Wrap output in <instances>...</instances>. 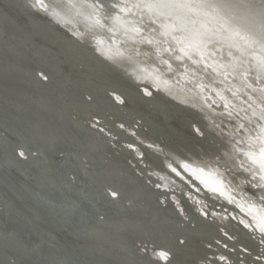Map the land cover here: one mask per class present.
<instances>
[{"label": "bare ground", "instance_id": "1", "mask_svg": "<svg viewBox=\"0 0 264 264\" xmlns=\"http://www.w3.org/2000/svg\"><path fill=\"white\" fill-rule=\"evenodd\" d=\"M31 3L0 0V264H132L104 234L139 264H194L205 253L236 264L245 247L259 254L264 85L240 54L264 48L261 21L244 18L260 0H46L55 14ZM41 72L49 83L35 80ZM244 83L248 106L227 95ZM205 87L208 108L200 103ZM86 93L106 106L100 116L80 103ZM135 120L138 132L128 125ZM127 139L141 146L133 145L134 161ZM182 164L190 175L177 172ZM166 190L181 199L178 222ZM111 191L118 195L106 198ZM215 202L241 215L211 220L222 211ZM87 215L105 222L92 226ZM181 238L188 246H178ZM141 240L147 255L137 252ZM160 248L171 249L161 262Z\"/></svg>", "mask_w": 264, "mask_h": 264}, {"label": "snow or ice", "instance_id": "2", "mask_svg": "<svg viewBox=\"0 0 264 264\" xmlns=\"http://www.w3.org/2000/svg\"><path fill=\"white\" fill-rule=\"evenodd\" d=\"M15 7H17V9H19L21 6L20 5H14ZM31 8L33 9H37L39 8L41 11L47 13L51 10V12L53 14L56 13L55 9H50L49 5L45 3V0H32L31 3ZM244 18L250 22H257L258 20L261 21V30L264 31V0H260L259 3V7H250L247 9H244ZM97 24H99V21H96ZM71 36V40L74 43H80L81 41V36H77L74 34H69ZM148 43H151V41H148ZM95 51H98L95 49ZM37 79L41 82V83H49L51 81V75L49 73L46 72H41L37 74ZM80 103L83 105H88V106H92L95 105L98 109L97 112L92 113L90 115L92 116H100L102 114V112L104 111V108L106 107L105 105H103L97 98L96 95L92 94V93H86L84 96L81 97L80 99ZM264 115V114H262ZM92 127L93 128H97L98 125L97 123L93 120L91 121ZM121 128L124 127L123 124L120 125ZM101 132L104 131L103 128L99 129ZM27 153L29 156L35 155L34 152H32L31 150L26 149ZM19 155L21 157H23L25 155V151H21L19 153ZM262 155H264V153H262ZM252 161L257 163V161L255 160V158H252ZM185 168L187 167L186 165L184 166ZM260 168L264 169V162L260 163ZM76 181V177L72 176L68 178V182L70 184H74ZM118 195V193H116L115 191H111L105 194V197L108 198L110 197H116ZM204 216H208L210 215L209 212H205L203 213ZM96 220L100 223H104L105 222V216L104 215H97ZM240 223L242 224L243 221H240ZM250 225H245L244 227L247 228ZM227 238H231V233L230 232H226L225 233ZM261 241L264 242V236L261 237ZM217 243H219V241H216ZM177 244L179 247L183 248L188 246L189 244V238H181L178 239ZM192 246L193 248H196V243L195 241H192ZM210 247V246H209ZM225 247H227V245H225ZM244 251H247V256H243L240 255V253H237V261L236 264H262V261H264V248L260 249V253L253 255L251 253V251H249L246 247L243 249ZM137 252L141 255H147L148 253V246L147 244L141 240L140 244L137 245ZM161 256H163L165 259L168 258V255L166 252H161L160 253ZM214 256V254H213ZM248 257H251V260H248ZM220 260H224L225 257L221 256L219 258ZM9 264H25V262H21L18 261L17 259H10ZM51 264V262H50ZM58 264H62V262H58ZM132 264H138V262L136 260H133ZM194 264H218V261L215 259H211L209 260L207 253H205V255L200 258L198 261L194 262Z\"/></svg>", "mask_w": 264, "mask_h": 264}, {"label": "water", "instance_id": "3", "mask_svg": "<svg viewBox=\"0 0 264 264\" xmlns=\"http://www.w3.org/2000/svg\"><path fill=\"white\" fill-rule=\"evenodd\" d=\"M32 1V0H31ZM46 1V0H45ZM38 10H39V12L41 11L39 8H37ZM41 12H43V11H41ZM99 13V11L98 10H96L95 11V13L94 14H98ZM90 19L92 20V21H94V22H96V19H95V16L93 15V14H91L90 15ZM225 21H227V20H225ZM238 30H240V31H243L242 29H240L239 27H238ZM114 38H116V39H119L117 36H115V35H111V36H109V42H110V44L112 45V46H114V44H115V41L113 40ZM252 39H253V37H251ZM166 46L167 45H164L163 47H162V49L164 50V51H166V50H168L167 48H166ZM168 47V46H167ZM264 47V46H263ZM244 56H247L248 58H250L251 59V61H253L254 62V66H253V68L255 69V71H252V72H249L250 73V75H253V76H255V77H257L258 79H259V81L260 82H262L263 83V85H264V82H263V80H264V73H263V71H264V48L262 49L260 46H259V48H258V53L257 54H255V53H253L252 51L251 52H249V53H242V54H240V57H242V58H244ZM261 60V61H260ZM262 60H263V62H262ZM229 73H230V71H229ZM35 80L37 81L38 79H37V76L35 77ZM245 85V83L243 84V86ZM248 85V84H247ZM221 87H223V86H221ZM241 91V90H240ZM153 92V91H152ZM141 94V96H145V94L143 93L142 94V92L140 93ZM227 95H228V97L229 98H231V99H236L237 100V102H238V104H241L242 106L243 105H245V106H248L247 105V103L248 102H250V99H252V97L251 96H249V95H246L245 93H243V92H240L239 94H237L236 92L235 93H233V91H231V90H227ZM255 95H258V93H255ZM118 97H121V96H118ZM204 99H205V95H203V97H201V101H200V103L201 104H203V106L204 107H206V108H208V105H207V102H205L204 101ZM261 99H260V103H261ZM114 106H116L117 105V103H116V101H114V99L112 98L111 99V101H110ZM240 106V105H239ZM250 106V105H249ZM212 107V106H211ZM258 109H260L261 110V107H258ZM129 125V127L132 129V130H134V131H136V132H138V124H137V121L135 120V121H132V122H130V124H128ZM126 137V136H125ZM126 139V138H125ZM129 139H127V140H123V146H125V150L127 151V153L129 154V159L130 160H132V161H134V159H135V157H137V154L134 152V149H133V145H136V147H138V149L139 150H141V146H139L138 144H134V143H131V142H129L128 141ZM132 146V147H131ZM142 151V150H141ZM13 156H14V153L12 154ZM16 160L18 161H16L17 162V164H16V166L17 167H19V166H21V164H20V160H18L17 158H16ZM15 161V160H14ZM0 164H4V162H3V160H1L0 159ZM181 167H179L178 165H176V170H177V172L180 174H183V175H187V173L190 175V171H191V169L190 168H192V167H184L183 166V164L182 165H180ZM185 169V170H184ZM12 172H14V171H12ZM11 172V173H12ZM10 173V172H9ZM11 173H10V175H11ZM193 176V175H192ZM190 177L189 179L191 180V181H193L194 182V180L196 181V179H194L193 177ZM194 179V180H193ZM229 181V180H228ZM197 185L198 186H200V183H197ZM201 187V186H200ZM234 188H236V185H234ZM239 192H241V191H239ZM176 193V194H175ZM171 194H173L177 199H179V200H181L180 199V197L178 196V194H177V192H173V191H171V190H166L165 191V196H166V198L168 199V201H167V204H168V209L170 210V212L173 214V219L174 220H176L177 222H178V217H177V214H176V211H177V206H176V202L174 201V200H172L169 196L171 195ZM181 203V202H180ZM216 206H218L217 208H220L219 210H222V211H226V213H227V215H229V212H227V211H230V213H232V212H235V213H237V214H239V215H241L240 213H238V211L236 210V209H234L232 206H230V205H226V204H223V203H220V202H215L214 203ZM232 215V217L234 216V214L232 213L231 214ZM235 217V216H234ZM233 217V218H234ZM244 217V216H243ZM212 218H214L215 219V221H219L220 219H218L216 216H214V215H212L211 214V220H212ZM246 219H247V217H245ZM85 220H87L88 222H90L91 223V225L92 226H97L98 227V223H100V222H98L95 218H93V217H90V216H85ZM97 232L99 233V234H101V230H99V229H97ZM104 237L105 238H107L108 240H111V241H113V242H116L118 245H120V247L119 248H117L118 249V251H117V253H120V254H117L116 253V255L118 256V258L121 260V261H123L124 260V257L125 258H127V256L128 257H132L131 259L132 260H136L137 262H138V264L140 263L139 261H138V259H136L134 256H131L132 254H131V252H129L128 251V249L126 248V246H125V244H123V243H121V244H119V242L118 241H116L115 239H113V237L112 236H109L108 234H104ZM81 242L83 243V239L81 240ZM79 245L81 246L82 244L81 243H79ZM161 249V251L162 252H166L168 255L170 254V251H171V249L170 248H160ZM152 254H153V252H152ZM103 255V254H102ZM101 255V256H102ZM122 257H120V256ZM106 256V255H105ZM153 256V255H152ZM160 256V262H161V260H163V259H165L163 256H161V255H159ZM155 257V256H154ZM155 260H156V262H159V261H157V258L155 257L154 258ZM105 261H108V263L110 262L109 260H105ZM103 262L102 260L101 261H99V262H97L98 264H108V263H106V262ZM159 262V263H160ZM118 264L120 263V262H117ZM121 264V263H120ZM262 264H264V263H262Z\"/></svg>", "mask_w": 264, "mask_h": 264}, {"label": "rangeland", "instance_id": "4", "mask_svg": "<svg viewBox=\"0 0 264 264\" xmlns=\"http://www.w3.org/2000/svg\"><path fill=\"white\" fill-rule=\"evenodd\" d=\"M167 49H169V48H167ZM225 75L227 76L228 73H225ZM247 87H248L247 85H244L243 88L241 89V91L238 90V89H237V91H239V92H243V93H245L246 95H248V93H247V89H248V88H247ZM246 88H247V89H246ZM245 89H246V91H245ZM208 90H209V89H208L207 87H205L204 90H203V92H204V94H205V100H206V101H207V98H208V100H209V97H208V96H209V91H210V90H209V91H208ZM234 91H236V88H234ZM206 97H207V98H206ZM116 100H117V99H116ZM261 100H262V101H261V105L264 106V99H261ZM212 101H213V100H212ZM236 127H237V126H234V128H236ZM133 149H134V152H135V153L137 154V156H138V154H139V153H138L139 150H138V149L136 150L135 148H133ZM240 181H243V180L240 179ZM170 198L174 200L175 196H174L173 194H171ZM174 201L176 202V206H177V207L180 206L179 203H177V202H178V201H177V198H175ZM218 212H220V213L218 214ZM218 212H217V213H214V214L211 213V214L214 215V216L216 215V217L218 216V217H219V218L217 217L218 219H220V220L223 219V220H221V221H224V219L226 218V216H225L226 213H224V211H218ZM223 213H224L225 215H224ZM222 215L225 216V217H221Z\"/></svg>", "mask_w": 264, "mask_h": 264}]
</instances>
